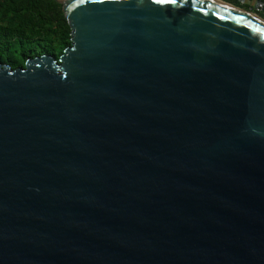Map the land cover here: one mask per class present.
<instances>
[{"label": "water", "instance_id": "1", "mask_svg": "<svg viewBox=\"0 0 264 264\" xmlns=\"http://www.w3.org/2000/svg\"><path fill=\"white\" fill-rule=\"evenodd\" d=\"M53 1L70 46L0 64V264H264V21Z\"/></svg>", "mask_w": 264, "mask_h": 264}, {"label": "trees", "instance_id": "2", "mask_svg": "<svg viewBox=\"0 0 264 264\" xmlns=\"http://www.w3.org/2000/svg\"><path fill=\"white\" fill-rule=\"evenodd\" d=\"M258 13L264 15V9ZM69 46L70 29L57 2L0 0L1 65L15 70L23 68L28 59L41 55L57 60Z\"/></svg>", "mask_w": 264, "mask_h": 264}, {"label": "crops", "instance_id": "3", "mask_svg": "<svg viewBox=\"0 0 264 264\" xmlns=\"http://www.w3.org/2000/svg\"><path fill=\"white\" fill-rule=\"evenodd\" d=\"M218 2H224L229 5H234L237 7L240 5H245V6H252L253 8L255 7L256 2L255 1H250V0H217Z\"/></svg>", "mask_w": 264, "mask_h": 264}, {"label": "rangeland", "instance_id": "4", "mask_svg": "<svg viewBox=\"0 0 264 264\" xmlns=\"http://www.w3.org/2000/svg\"><path fill=\"white\" fill-rule=\"evenodd\" d=\"M233 7H237L234 5H231ZM237 8H240L242 10H245L247 12H250L252 15L256 16L259 20L264 21V15H260L258 12L255 10V7L253 8L252 6H245V5H240ZM261 12V11H260Z\"/></svg>", "mask_w": 264, "mask_h": 264}, {"label": "bare ground", "instance_id": "5", "mask_svg": "<svg viewBox=\"0 0 264 264\" xmlns=\"http://www.w3.org/2000/svg\"><path fill=\"white\" fill-rule=\"evenodd\" d=\"M213 1L218 2L217 0H213Z\"/></svg>", "mask_w": 264, "mask_h": 264}]
</instances>
